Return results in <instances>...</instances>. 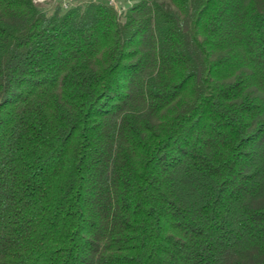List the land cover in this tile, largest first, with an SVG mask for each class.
I'll return each mask as SVG.
<instances>
[{"label":"trees","instance_id":"obj_1","mask_svg":"<svg viewBox=\"0 0 264 264\" xmlns=\"http://www.w3.org/2000/svg\"><path fill=\"white\" fill-rule=\"evenodd\" d=\"M0 264H264V0H0Z\"/></svg>","mask_w":264,"mask_h":264},{"label":"rangeland","instance_id":"obj_2","mask_svg":"<svg viewBox=\"0 0 264 264\" xmlns=\"http://www.w3.org/2000/svg\"><path fill=\"white\" fill-rule=\"evenodd\" d=\"M36 1L40 5V7L46 9H52L56 5V3H59L58 0H44V1L36 0ZM79 1H87V0H72V4L77 3ZM159 1H163L165 3L168 2V0H159ZM134 2L135 0H119L117 3V7L122 11H124L129 5H131Z\"/></svg>","mask_w":264,"mask_h":264},{"label":"built area","instance_id":"obj_3","mask_svg":"<svg viewBox=\"0 0 264 264\" xmlns=\"http://www.w3.org/2000/svg\"><path fill=\"white\" fill-rule=\"evenodd\" d=\"M40 1H44V0H40ZM108 2V4L115 6L117 9H119L117 7V3L119 0H106ZM58 2L61 4V6L64 9H68L71 5H72V0H58ZM121 11V9H119Z\"/></svg>","mask_w":264,"mask_h":264}]
</instances>
